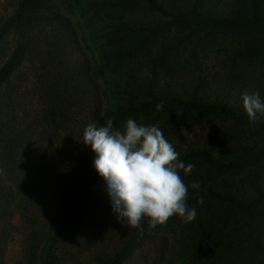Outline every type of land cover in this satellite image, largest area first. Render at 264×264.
<instances>
[{"label":"rangeland","instance_id":"rangeland-1","mask_svg":"<svg viewBox=\"0 0 264 264\" xmlns=\"http://www.w3.org/2000/svg\"><path fill=\"white\" fill-rule=\"evenodd\" d=\"M218 1L204 0L208 6ZM81 4L83 0H0V68L19 41L28 37L29 42L21 65L0 88V264H37L43 250L53 249L49 238L69 236L57 232L62 196L57 193V199L39 180L43 148L49 144L45 137L59 131L43 120L47 102L55 98L53 89L78 84L80 95L91 99L96 85L109 88L112 82L136 76L183 84L190 92L197 87L204 99L224 94L241 101L244 91L256 89L264 96L260 69L254 71L259 65L243 60L240 36L195 37L180 26L186 17L171 9L154 12L136 3L125 10L98 13ZM165 4L170 8L169 0ZM20 19L30 23L18 27ZM129 21L156 24L160 30L137 54L111 58L105 43L112 38L108 25ZM92 79L96 81L93 85ZM154 125L174 147L181 137L197 146L213 147L215 152L232 151L247 141L239 136L238 128L215 114L176 112ZM253 135L256 141L261 137L260 133ZM58 183L64 186V182ZM100 203L86 217L84 227L90 230L91 239L88 249L68 239L66 246H55L53 254L60 255L54 264L89 260L97 237L108 224L105 203ZM202 219L196 215L185 223L173 215L161 229L135 243L125 264H182L204 235Z\"/></svg>","mask_w":264,"mask_h":264},{"label":"trees","instance_id":"trees-1","mask_svg":"<svg viewBox=\"0 0 264 264\" xmlns=\"http://www.w3.org/2000/svg\"><path fill=\"white\" fill-rule=\"evenodd\" d=\"M166 1L83 0L80 7L100 13L125 10L141 3L154 12L168 13L166 11L171 9L180 17L185 16L186 20L180 26L191 30L195 37L202 34L205 38L213 34L216 37L240 36L242 42L238 45L243 60L249 59L246 61L251 64L255 61L259 65L254 67V71L256 73L260 69L259 76L264 82V0H219L214 6H208L204 0H169L170 8ZM28 23L20 19L18 27ZM108 28L112 29V38L105 43L109 53L113 54L111 58L118 59L137 54L160 30L156 24L136 21L113 22ZM2 39L0 34V44ZM28 48V37L16 44L0 68V88L19 68ZM241 53L237 52L238 55ZM94 81L92 79V85ZM162 83L131 76L112 82L109 88L99 89L96 85L91 99L80 95L82 89L78 84L72 88L63 86L52 90L55 98L47 102L43 120L59 131L45 137L49 144L43 148L39 180L44 187L49 186L47 190L54 196L57 193L62 196L57 232L68 233L69 236L67 239L63 236L49 238L53 249L43 250L37 264H54V259L59 260L60 252L53 254V250L55 246H66L68 239L84 244V249H88L91 239L90 230L84 227L86 217L89 210L100 208V202L105 203L103 207L107 211L108 224L97 237V247L89 260L78 264H125L136 242L161 229L162 225L149 229L145 221L141 233L118 219L105 182L93 167L95 153L91 146L82 142L83 131L88 124L102 126L108 119L113 121L116 129H121L128 118L139 124L154 125L176 112L215 114L238 128L239 136L248 141H243L232 151L215 152L213 147L197 146L188 138L181 137L174 147L180 154V161L194 165L190 175L183 171L180 175L189 186L187 203L196 208L206 228L195 245L196 249L182 264H233L237 261L239 264H264V118L252 125L243 110L242 101L228 99L230 96L224 97V94L222 98L204 99L197 87L190 92L183 84ZM260 96L264 99L261 93ZM161 101L162 107L158 109ZM254 133L261 134L258 141L254 140ZM226 168L233 169L223 171ZM59 181L64 182L63 187L59 186ZM194 181L199 182V189L191 188ZM200 198H203V204L198 203ZM249 260L251 262L247 263Z\"/></svg>","mask_w":264,"mask_h":264},{"label":"clouds","instance_id":"clouds-1","mask_svg":"<svg viewBox=\"0 0 264 264\" xmlns=\"http://www.w3.org/2000/svg\"><path fill=\"white\" fill-rule=\"evenodd\" d=\"M241 101L250 124L264 118V99L259 91H244ZM82 142L95 153L93 167L105 182L113 211L127 227L143 233L145 221L154 229L173 215L185 223L196 218V208L187 203L189 186L180 175L181 171L190 175L194 165L178 159L180 154L158 125L128 118L116 129L108 119L102 126L88 124ZM191 188L199 189V182H192ZM198 203L203 204V198Z\"/></svg>","mask_w":264,"mask_h":264}]
</instances>
